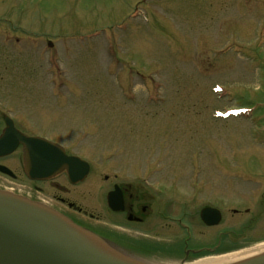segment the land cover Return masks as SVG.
Wrapping results in <instances>:
<instances>
[{"label": "rangeland", "instance_id": "374dc122", "mask_svg": "<svg viewBox=\"0 0 264 264\" xmlns=\"http://www.w3.org/2000/svg\"><path fill=\"white\" fill-rule=\"evenodd\" d=\"M1 110L94 168L69 194L36 184L50 198L78 205L110 172L169 198L199 185L200 207L248 218L229 253L264 243V0H0V128ZM20 158L0 194L65 217Z\"/></svg>", "mask_w": 264, "mask_h": 264}, {"label": "flooded vegetation", "instance_id": "af4514ba", "mask_svg": "<svg viewBox=\"0 0 264 264\" xmlns=\"http://www.w3.org/2000/svg\"><path fill=\"white\" fill-rule=\"evenodd\" d=\"M1 111L3 126L0 128V137L7 128L5 120L11 118ZM14 126L27 137H37L28 135L16 122ZM64 150L68 156H74ZM14 155L21 156L23 165L22 145H19L12 154L0 157V162H3L0 165L10 168L5 162ZM18 164L20 166V163ZM22 168L24 173V165ZM93 175L94 168L90 164L87 176L77 184H72L66 170L46 181L27 180L32 183L30 190L36 195L37 200H40V197L42 200L48 199V204L68 218L67 220L113 248L138 257L156 259L159 256L163 260L187 261L204 255L214 256L233 251L237 247L236 241L248 236V218H245L244 231L240 232L233 226L236 219L225 216V211L220 209L221 206L207 202L200 207L198 199L203 190L199 189V185L192 186L191 190H185V196L174 193L175 195L172 194L169 198L165 189H157L155 184L146 180L139 177L128 180L121 174L110 172L101 178V183L95 184L94 191L81 195L82 201L78 205L57 194H52L50 198L49 190L36 186L48 185L61 194L62 192L69 194V187L75 188L86 184L94 178ZM189 192H193L191 196ZM205 209L219 211V218L211 215L204 219L202 213ZM231 212L234 215L240 214L237 210ZM245 213L248 215V209ZM216 219H220L217 225L209 226L206 223ZM224 224L227 226L220 229ZM204 229L209 232L210 243L207 246L201 242H193L195 238L205 233Z\"/></svg>", "mask_w": 264, "mask_h": 264}, {"label": "water", "instance_id": "95a60500", "mask_svg": "<svg viewBox=\"0 0 264 264\" xmlns=\"http://www.w3.org/2000/svg\"><path fill=\"white\" fill-rule=\"evenodd\" d=\"M5 121L7 128L0 137V157L12 154L19 145H22L24 170L28 179L45 181L67 170L72 184H76L87 176L90 168L87 162L78 157L67 156L60 146L50 141L27 137L15 128L11 119L7 118ZM0 171L14 177L6 167L0 166ZM0 209L8 211L17 218H26L25 220L28 221L35 220L31 219L35 215L40 218L36 220L61 224L94 247L125 258L148 261L122 250L120 252L119 249L106 244L67 218L54 216L30 203L12 200L11 197L0 194ZM219 214L212 209H205L202 213L204 219L211 215L218 217ZM219 220L206 223L213 226L217 225ZM0 259L2 264H113L52 239L2 213H0ZM239 264H264V254Z\"/></svg>", "mask_w": 264, "mask_h": 264}, {"label": "bare ground", "instance_id": "6f19581e", "mask_svg": "<svg viewBox=\"0 0 264 264\" xmlns=\"http://www.w3.org/2000/svg\"><path fill=\"white\" fill-rule=\"evenodd\" d=\"M0 213L7 215L10 218L36 230L41 232L42 234L55 239L63 244L74 247L77 250L86 253L88 255L94 256L98 259H101L106 262H110L113 264H172V263H163V262H151V261H141L136 259L125 258L107 251H104L100 248L94 247L87 241L81 239L79 236L73 234L65 227L61 226V224H54L35 217V215L31 219H35L32 221L25 220L26 218H17L15 216L10 215L8 211L0 209ZM36 221V222H35ZM264 254V243L257 245L253 248L242 250L240 252L228 253L220 256H211L191 262H187L185 264H239L250 259L256 258L260 255Z\"/></svg>", "mask_w": 264, "mask_h": 264}]
</instances>
